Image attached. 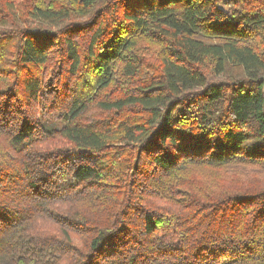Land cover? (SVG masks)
Listing matches in <instances>:
<instances>
[{
	"label": "trees",
	"instance_id": "16d2710c",
	"mask_svg": "<svg viewBox=\"0 0 264 264\" xmlns=\"http://www.w3.org/2000/svg\"><path fill=\"white\" fill-rule=\"evenodd\" d=\"M0 264H264V0H0Z\"/></svg>",
	"mask_w": 264,
	"mask_h": 264
},
{
	"label": "rangeland",
	"instance_id": "374dc122",
	"mask_svg": "<svg viewBox=\"0 0 264 264\" xmlns=\"http://www.w3.org/2000/svg\"><path fill=\"white\" fill-rule=\"evenodd\" d=\"M45 125H47V127L53 128V129L59 128L58 124L51 123V122L45 123Z\"/></svg>",
	"mask_w": 264,
	"mask_h": 264
}]
</instances>
